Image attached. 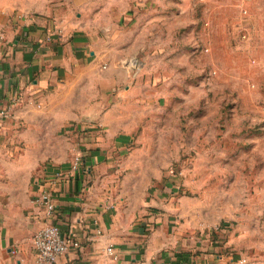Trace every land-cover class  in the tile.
I'll use <instances>...</instances> for the list:
<instances>
[{
    "label": "rangeland",
    "instance_id": "1",
    "mask_svg": "<svg viewBox=\"0 0 264 264\" xmlns=\"http://www.w3.org/2000/svg\"><path fill=\"white\" fill-rule=\"evenodd\" d=\"M54 2L88 35L89 64L72 78L85 126H46L32 181L87 132L125 134L110 147L114 195L126 181L162 188L171 232L205 238L210 264H264V0Z\"/></svg>",
    "mask_w": 264,
    "mask_h": 264
},
{
    "label": "crops",
    "instance_id": "2",
    "mask_svg": "<svg viewBox=\"0 0 264 264\" xmlns=\"http://www.w3.org/2000/svg\"><path fill=\"white\" fill-rule=\"evenodd\" d=\"M56 5H47V0H0V264H38L33 237L46 219L63 233L73 230L76 235L78 245L60 258V264L215 262V251H208L205 238L196 237L186 224L171 232L170 203L161 195L162 188L142 190L137 185L130 191L135 182L126 181L121 196L114 195L110 147L113 140L115 147H124L125 134L94 129L82 136V169L54 186L56 215L46 218L38 208L37 176L32 181L38 159L29 157L44 155V150L32 145L46 138L49 124L58 129L76 120L85 126L77 109L82 106L84 111L86 105L74 100L72 93L80 86L72 78L89 64L88 35L67 22L69 17ZM5 109L6 117L1 115ZM15 131L24 147L17 146L16 158H11L8 144ZM69 166L70 161L45 172ZM110 245L116 257L108 253Z\"/></svg>",
    "mask_w": 264,
    "mask_h": 264
},
{
    "label": "built area",
    "instance_id": "3",
    "mask_svg": "<svg viewBox=\"0 0 264 264\" xmlns=\"http://www.w3.org/2000/svg\"><path fill=\"white\" fill-rule=\"evenodd\" d=\"M8 110H1V115L6 117ZM84 164L82 151H76L70 161L68 169H59L53 173H43L35 178L37 185L34 201L46 218H53L57 213V201L54 186L56 183L70 179L77 172H80ZM33 244L37 254L38 264H60V258L68 250L78 245L76 235L73 230L63 233L61 227L52 220H45L34 234ZM108 253L114 255V247H108Z\"/></svg>",
    "mask_w": 264,
    "mask_h": 264
}]
</instances>
